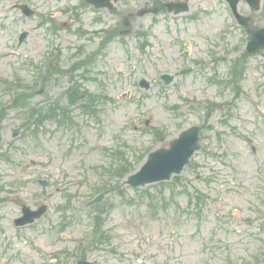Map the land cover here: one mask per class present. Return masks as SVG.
<instances>
[{"label":"rangeland","instance_id":"obj_1","mask_svg":"<svg viewBox=\"0 0 264 264\" xmlns=\"http://www.w3.org/2000/svg\"><path fill=\"white\" fill-rule=\"evenodd\" d=\"M24 1L36 7L40 16L27 18L14 8L15 3ZM80 1L0 0V79L9 78L12 81L19 77L24 83L33 84L39 74L43 75L50 68L49 65H43L49 46L54 48L56 54L63 53L60 59L54 55V63L69 68L75 57L93 53L104 34L96 33L90 37L89 31L112 30L119 19L108 17L105 22L92 23V14ZM152 1L132 0L131 4L137 8ZM200 1H191L194 13L182 15L183 19L166 12L160 13L158 18L149 15L137 19L131 35L116 37L96 58L90 72L95 79L83 80L79 77L84 73L83 69L75 72L83 88L91 92L93 99H98L97 105L106 106L107 111L101 123L75 111L82 132L79 129H57L56 123H48V133L43 134L39 146L35 141L14 140L19 149L10 153L15 164L0 160V176L8 184L11 183L10 189L22 185L20 197L32 205L42 200L50 204L52 217L49 215L45 224L54 223V238L51 232L38 231L36 228L14 232L12 220L20 212V206L17 201L12 203L2 211L12 241H19L10 254L22 250L26 256L10 264H30L31 261L36 264L40 258L41 261L50 259L52 254V262L56 264H70L75 259L70 256L71 251L89 227L87 217L92 210L87 203L95 196H92L91 186L105 165L101 162V155L105 147L115 144L111 142L113 136L128 120L132 126L120 137L126 147L149 144L154 140L152 130H149L153 127L166 130L169 140L182 128L200 124L204 125L203 149L196 154L192 165L187 167L182 176L184 184L177 182L171 186H149L154 193L153 201L145 195L143 203L137 200L133 204L123 201L121 196H110V202L107 203L112 206L106 208L110 210L106 225L110 241L103 248L91 252L87 258L96 264H166V261H170V264H263L264 246L259 247L242 235L234 234L232 225H229V230H220L225 243V246H221L220 240H216L214 235L217 227L214 230L212 227L221 219L222 213L228 214L230 210L234 214V207L238 208L236 216H256L262 219L264 227V174L259 173H262L264 166H258L259 162H264V120L257 112L259 105L262 110L260 113H264V67L260 66L261 58L247 57L246 61H251L252 67L259 65V72L256 67L246 72L248 78L242 84L239 98L236 97V89H229V98L234 100L231 107L233 116L228 125L219 122V117L224 115H220L223 109L211 116L206 115L207 106L217 101L214 87L206 83V75L213 74L218 64L216 61L233 60L235 57L244 59V54L237 53V50L231 53L232 48H243V37L236 28L232 33L226 30L230 38L224 44L219 43V36L224 34H221L220 29L228 18L224 8H220L217 14H209L214 9L201 12L200 19H186L195 17L203 9L201 7L205 4ZM50 12L59 16L57 22L68 17H80V21L73 28L58 29L47 36L40 22ZM25 28L31 30L30 37L21 47H17L19 32ZM81 29H85L86 33L80 35ZM143 29H151L147 37L139 36L138 33ZM141 44L146 45L145 50L141 49ZM80 48L83 52L77 54ZM199 58H203L206 63V73L197 66L196 59ZM210 60L214 62L209 63ZM41 63L42 68L37 70L36 66ZM228 63H220L219 66L226 69ZM187 65H193L195 70L190 73L182 71ZM164 72L176 75L175 84L169 88L160 79V74ZM65 75L56 74L52 86L44 93L38 91L31 99L32 105L64 99L63 94L72 86ZM142 77L151 81L149 91L139 87L138 82ZM2 88L6 94L2 93L0 97L7 103L9 99L6 98L11 92L4 86ZM127 99H132L133 103H127ZM255 100L257 104H253ZM16 111L11 109L5 112L7 115L3 127L6 146L3 152L9 153L8 147L13 141V127L10 126L19 121ZM147 119L152 124L146 129L144 122ZM210 125L221 129L224 135L218 137L215 130L209 128ZM136 126L141 127L138 132L133 128ZM240 133L245 134L248 140L239 137ZM72 144L77 148L67 153ZM161 144L159 142L154 148ZM252 146L258 148L255 151L257 156L252 155ZM133 152L131 149V154ZM31 160L36 163L30 164ZM205 176L210 178V183L202 179ZM38 177L49 179L52 187L45 189L38 183L24 185L25 181ZM185 185L192 191L200 188L208 195L203 202L205 216L200 223L197 217L192 218L181 211L197 208V205H188V195L183 189ZM146 188L139 192L129 190L128 193L137 199ZM173 189L176 195L171 199ZM250 203L253 206H249ZM63 205H69L76 218L83 221L73 222L64 232H59L62 216L60 207ZM230 219L226 216L223 223H228ZM232 223L239 225L241 222L236 218ZM20 233L28 244L15 238ZM226 244L230 248H225ZM64 249L68 250L63 252ZM208 250L209 260L204 259L203 255ZM23 258L26 259L22 261Z\"/></svg>","mask_w":264,"mask_h":264},{"label":"water","instance_id":"obj_2","mask_svg":"<svg viewBox=\"0 0 264 264\" xmlns=\"http://www.w3.org/2000/svg\"><path fill=\"white\" fill-rule=\"evenodd\" d=\"M197 140V129H193L191 131H187L183 133L180 139L176 140L173 143V157L172 160L180 159L183 155V150L187 151L189 155L191 154L192 150L197 147L196 145Z\"/></svg>","mask_w":264,"mask_h":264}]
</instances>
